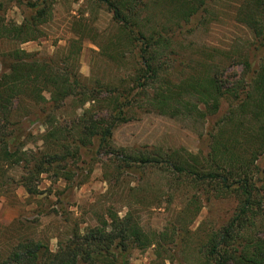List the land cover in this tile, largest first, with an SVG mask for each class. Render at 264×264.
I'll list each match as a JSON object with an SVG mask.
<instances>
[{"label":"trees","instance_id":"16d2710c","mask_svg":"<svg viewBox=\"0 0 264 264\" xmlns=\"http://www.w3.org/2000/svg\"><path fill=\"white\" fill-rule=\"evenodd\" d=\"M7 1L0 0V161L14 165L23 161L20 183L32 195L41 193L36 181L42 173L52 172L53 181L72 182L68 160L78 159L81 147L94 146L98 152L106 149L104 153L117 160L116 170L124 168L135 175L146 170L162 172L181 191L178 196L184 206L178 208V214L186 226L179 229L173 221L170 230L146 231L129 206L121 215L109 208L96 225L84 230L71 227L67 237L58 240L55 251L40 238L18 237L10 248L0 249V264H128L130 250L150 246L157 263L171 260L165 254L169 244L179 247L180 264H264V167L258 164L264 155V0H238L235 7L233 20L250 31L254 49L261 55L255 69L242 56L245 72L233 82L221 77L217 65L205 61L183 65L177 77L167 69L172 67L168 57L176 54L178 39L192 31L191 24L213 19L215 0H95L112 13L114 32L106 55L118 61L130 54L138 65L127 79L117 83L96 79L94 86L83 83L78 74L82 34L65 47L63 65L18 46L42 35L52 2L11 0L28 10L16 23L4 15ZM6 44L16 45L6 49ZM136 88L143 93L145 107L141 99L129 96ZM69 98L82 107L72 120L76 134L70 140L61 124L45 119L43 141L48 150L42 152V158L32 153L31 159L25 157L19 140L25 135L26 120L14 119L15 101L59 108ZM131 100L145 111L193 120L216 114L222 101H228V108L208 131L209 150L203 156L184 148L115 149L113 128L131 119ZM191 188L197 193L188 197L183 190ZM200 194L206 200L232 195L236 207L224 224L204 229L192 240L199 227L192 232L188 223L198 213L194 204ZM190 199L194 201L186 205Z\"/></svg>","mask_w":264,"mask_h":264},{"label":"rangeland","instance_id":"374dc122","mask_svg":"<svg viewBox=\"0 0 264 264\" xmlns=\"http://www.w3.org/2000/svg\"><path fill=\"white\" fill-rule=\"evenodd\" d=\"M48 1L52 2V14L49 21L42 25V35L18 44L20 48L39 58L53 59L63 65L62 53L65 47L72 38L82 34L84 37L78 58V74L83 83L94 86L96 79L117 83L119 79H127L131 75L134 65H138L137 59L128 54L127 58L114 61L106 55V52L111 51L106 48L114 30L112 13L105 5L95 0ZM237 2L215 0L214 16L218 17L213 16L206 23L191 24L192 31L178 39L176 54L168 57L172 58V67L167 68L172 70L175 77L180 75L183 65L189 62L196 65L199 61H205L217 65L221 77L229 82L239 79L245 72L240 63L242 56L247 58L253 69L257 67L261 52L254 49L250 31L233 20ZM27 11L25 6L16 5L10 0L6 2L4 15L20 23ZM15 45L6 44L4 47L9 49ZM116 92H121V89ZM45 95L48 98L46 92ZM129 96H136L138 101L141 99L142 106H146L140 89H133ZM138 101L131 100L128 106L131 119L113 128L111 141L115 149L122 147L134 151L184 148L203 156L209 150L208 131L228 108V101H222L216 114L204 120H193L184 116L170 117L150 109L145 111L138 108ZM77 104L72 98L67 99L59 108H53L51 104L33 106L24 99L15 101L14 119L26 120V126H23L25 135L19 140L22 150L27 153L25 157L31 159L32 153L42 158V152L48 150L43 141L47 129L45 119L51 118L61 124L64 135L71 140L76 134L72 120L82 112V107H77ZM96 112L103 114V111ZM105 150L98 152L94 146L81 147L79 158L68 160L67 168L72 174V182L66 183L63 179L53 181L52 172L42 173L36 181L41 193L32 195L20 183L24 173L21 167L23 161L15 165L0 161V249L10 248L22 236L45 240L50 250L55 251L58 240L67 237L71 227L78 225L84 230L94 226L97 218L109 208L117 210L121 215L129 206L146 231H159L165 227L170 230L173 221V225L179 229L186 226L178 214V208L184 206V200L178 196L181 191L168 183L162 172L146 170L142 175H135L127 173L124 168L116 170L117 160L104 153ZM258 164L264 167V155ZM119 172V178L115 179ZM132 186L135 187L132 189ZM183 191L188 197L197 193L192 188ZM193 201L188 200L186 205ZM195 201L194 205L199 210L192 222L188 223V228L192 232L198 227L199 230L194 232L192 240L204 229L224 224L236 207V199L232 195L206 200L200 194V199ZM190 215L188 213V217ZM165 248V254L171 260L154 262L156 255L154 247L150 246L130 250L128 264H180L179 247L169 244Z\"/></svg>","mask_w":264,"mask_h":264}]
</instances>
